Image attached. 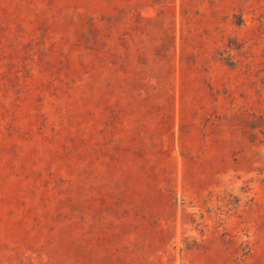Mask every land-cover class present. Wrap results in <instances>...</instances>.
<instances>
[{"label": "rangeland", "instance_id": "374dc122", "mask_svg": "<svg viewBox=\"0 0 264 264\" xmlns=\"http://www.w3.org/2000/svg\"><path fill=\"white\" fill-rule=\"evenodd\" d=\"M0 264H264V0H0Z\"/></svg>", "mask_w": 264, "mask_h": 264}]
</instances>
